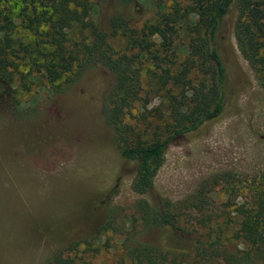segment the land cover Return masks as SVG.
I'll return each instance as SVG.
<instances>
[{
  "label": "trees",
  "instance_id": "1",
  "mask_svg": "<svg viewBox=\"0 0 264 264\" xmlns=\"http://www.w3.org/2000/svg\"><path fill=\"white\" fill-rule=\"evenodd\" d=\"M10 1L23 5L29 14L25 16L28 26H46L40 34L52 50L41 54L42 61L31 62L29 67L48 83L63 79L62 83L70 86L97 65L110 71L112 85L102 100V121L120 160L134 165L130 189L139 196L130 204L124 231L120 232L116 207L111 205L117 185L101 193L97 201L87 204L83 199L86 204L81 203L73 220L55 230L59 246L46 264H71L63 255L65 251L87 244L108 230L122 235L120 247L131 264H190L191 258V264L243 263V258L228 256L218 236L209 240L194 229L181 227L179 219L188 212L201 227L229 222L248 245L247 250L262 261L264 174L250 180L230 172L215 174L175 202L155 193L153 179L169 147L202 132L233 108L237 91L246 79L229 50L231 32L243 58L264 80V0H190L194 23L187 56L179 64L173 59L172 43L180 20L161 16L146 31L141 27L129 32L133 20L128 15L138 0H0V83L7 86L14 83L18 67L10 54L12 21L3 8ZM101 11L108 13L105 27L94 19ZM77 25L88 31L90 39L69 47L66 34ZM118 34L129 35L133 54L113 53L107 39ZM151 38H156L158 49H151ZM139 53L160 74L154 89L162 93L155 103L151 95L148 97L152 90L145 91L141 85L136 61ZM133 105L144 113L143 127L124 120ZM7 108L17 119L34 115L26 107L19 109L14 98L8 100ZM218 184H222L225 200L213 206L210 194ZM238 196L245 201L243 208L235 202ZM227 256L230 258L225 262Z\"/></svg>",
  "mask_w": 264,
  "mask_h": 264
},
{
  "label": "rangeland",
  "instance_id": "2",
  "mask_svg": "<svg viewBox=\"0 0 264 264\" xmlns=\"http://www.w3.org/2000/svg\"><path fill=\"white\" fill-rule=\"evenodd\" d=\"M190 2L138 0L128 15L133 20L129 32L141 27L146 31L161 16L175 22L180 20L175 25L172 43L173 59L179 64L187 56L194 23ZM22 7L15 1L3 5L12 21L10 54L18 67L11 86L0 83V264H46L59 246L55 230L73 220L81 203L84 206L97 201L101 193L117 185L118 192L111 205L116 207L120 232L124 231L130 204L139 196L130 189L134 165L120 160L102 121V100L112 85L110 71L97 65L70 86L62 83L63 79L48 83L29 67L31 62L42 61L41 54L52 50L40 34L46 26H28L25 16L29 14ZM107 17L108 13L101 11L94 19L105 27ZM66 35L69 47L90 39L88 31L78 25ZM128 36L118 34L107 39L113 53L133 54ZM151 41L154 42L151 49H158L156 38ZM228 46L246 83L237 91L230 111L202 132L165 151L153 186L156 194L170 201L186 198L215 174L230 172L247 180L264 174V80L243 58L232 32ZM136 61L141 85L145 91L152 90L148 97L152 96L155 103L162 93L154 89L160 74L143 53H139ZM11 98L19 109L31 110L32 118L10 116L7 104ZM143 114L133 105L124 120L138 128L143 123ZM221 185H216L210 194L213 206L225 200ZM235 202L244 207L245 201L240 196ZM178 224L209 240L218 236L228 256L243 258L242 264H264V257L257 261L256 253L247 250L248 245L229 222L217 221L201 227L194 214L188 212ZM121 238L120 233L104 231L63 255L71 264H131L120 247ZM228 256L225 262L229 261Z\"/></svg>",
  "mask_w": 264,
  "mask_h": 264
}]
</instances>
